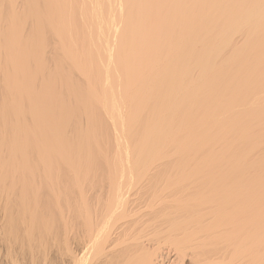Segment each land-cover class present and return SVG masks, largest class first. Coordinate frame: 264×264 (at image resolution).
<instances>
[{
  "label": "bare ground",
  "instance_id": "bare-ground-1",
  "mask_svg": "<svg viewBox=\"0 0 264 264\" xmlns=\"http://www.w3.org/2000/svg\"><path fill=\"white\" fill-rule=\"evenodd\" d=\"M0 264H264V0H0Z\"/></svg>",
  "mask_w": 264,
  "mask_h": 264
}]
</instances>
